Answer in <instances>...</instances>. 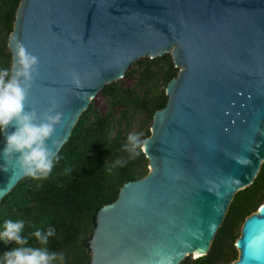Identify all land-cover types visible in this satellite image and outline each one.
<instances>
[{
    "label": "water",
    "instance_id": "95a60500",
    "mask_svg": "<svg viewBox=\"0 0 264 264\" xmlns=\"http://www.w3.org/2000/svg\"><path fill=\"white\" fill-rule=\"evenodd\" d=\"M17 43L38 58L27 107L41 119L53 106L62 113L55 156L106 84L142 57L171 53L179 71L143 144L149 172L97 212L90 264L207 254L264 161V0H21L12 65ZM23 177L0 157V203ZM235 246L231 264H264V202Z\"/></svg>",
    "mask_w": 264,
    "mask_h": 264
},
{
    "label": "trees",
    "instance_id": "16d2710c",
    "mask_svg": "<svg viewBox=\"0 0 264 264\" xmlns=\"http://www.w3.org/2000/svg\"><path fill=\"white\" fill-rule=\"evenodd\" d=\"M21 0H0V70L11 69L9 38ZM171 53L136 60L124 77L135 83L124 86L119 80L106 84L100 93L107 99L105 111L91 101L80 115L68 140L53 159L46 177H23L0 203V231L6 220L25 222L23 235L28 246L47 247L63 255L52 264H90L89 242L96 227L97 212L117 199L121 187L149 172L143 144L151 135L154 114L169 99L166 87L176 77ZM2 133H0L1 138ZM138 137L135 148L128 137ZM264 202V161L253 183L237 191L230 203L207 254L186 256L179 264H231L238 258L235 246L244 220ZM55 235L41 245L32 233ZM16 247L0 240L3 254Z\"/></svg>",
    "mask_w": 264,
    "mask_h": 264
},
{
    "label": "clouds",
    "instance_id": "9594fccd",
    "mask_svg": "<svg viewBox=\"0 0 264 264\" xmlns=\"http://www.w3.org/2000/svg\"><path fill=\"white\" fill-rule=\"evenodd\" d=\"M37 65L38 58L22 43H17L11 69L0 70V133L4 137L0 157L13 163L22 175L33 179L46 177L52 171L54 150L58 147L52 137L62 122V113L54 112L55 106L41 119L35 108L26 105ZM10 128L14 130L8 131ZM128 140L133 148L137 146V136L130 135ZM24 230L23 220L4 222L0 240L16 245L3 254L4 264H52L64 259L62 254L58 256L47 247L28 246L29 238L23 235ZM54 235L52 227L46 232L36 230L32 233L41 245H47L49 237Z\"/></svg>",
    "mask_w": 264,
    "mask_h": 264
},
{
    "label": "rangeland",
    "instance_id": "374dc122",
    "mask_svg": "<svg viewBox=\"0 0 264 264\" xmlns=\"http://www.w3.org/2000/svg\"><path fill=\"white\" fill-rule=\"evenodd\" d=\"M121 82V84H123L124 86H131L135 83V79L134 78H119L117 79ZM114 80V81H117ZM92 101L94 102V105L97 109L101 110V111H105L107 108V99L99 92L93 99Z\"/></svg>",
    "mask_w": 264,
    "mask_h": 264
}]
</instances>
